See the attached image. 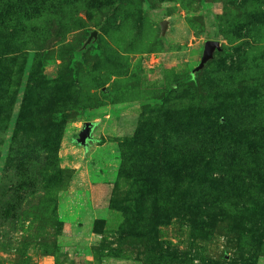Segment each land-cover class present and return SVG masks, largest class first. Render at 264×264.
<instances>
[{"label": "rangeland", "instance_id": "rangeland-1", "mask_svg": "<svg viewBox=\"0 0 264 264\" xmlns=\"http://www.w3.org/2000/svg\"><path fill=\"white\" fill-rule=\"evenodd\" d=\"M0 264H264V0H0Z\"/></svg>", "mask_w": 264, "mask_h": 264}, {"label": "trees", "instance_id": "trees-1", "mask_svg": "<svg viewBox=\"0 0 264 264\" xmlns=\"http://www.w3.org/2000/svg\"><path fill=\"white\" fill-rule=\"evenodd\" d=\"M192 79L193 77H191V80ZM45 141L46 143H50L51 140L46 137ZM57 149L58 146L49 145L46 147H39L19 141L8 154L4 178L9 176L11 172L17 179H34L37 183H41L47 172L48 166L52 163L50 162L52 152H55ZM47 152H49L50 155L47 156ZM40 153H42V155H39ZM12 163L15 165L14 169L10 167ZM42 190L45 191V188H42Z\"/></svg>", "mask_w": 264, "mask_h": 264}, {"label": "water", "instance_id": "water-1", "mask_svg": "<svg viewBox=\"0 0 264 264\" xmlns=\"http://www.w3.org/2000/svg\"><path fill=\"white\" fill-rule=\"evenodd\" d=\"M166 24L167 22L164 20L162 22L163 30L166 29ZM98 35H99L98 30H92L87 40L84 42L83 46L81 47V49L76 51V55L78 56L79 51L85 50L88 45L94 43L98 39ZM220 48H221V45L219 41L217 40L207 41L205 44L204 53L198 65V68L199 69L202 68L205 65V63L213 57L214 52L216 50H219ZM94 126H95L94 122H91V121L85 122L78 136L75 138V142L77 144L84 146L85 148H88L89 143L92 141V137H93L92 132H93Z\"/></svg>", "mask_w": 264, "mask_h": 264}]
</instances>
